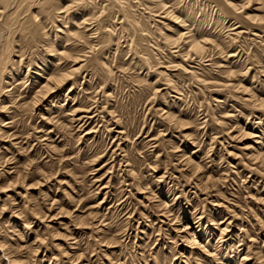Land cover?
Returning <instances> with one entry per match:
<instances>
[{
  "label": "rangeland",
  "instance_id": "374dc122",
  "mask_svg": "<svg viewBox=\"0 0 264 264\" xmlns=\"http://www.w3.org/2000/svg\"><path fill=\"white\" fill-rule=\"evenodd\" d=\"M165 1L173 14L167 18L163 13L153 12V17L140 13L158 35L163 48L159 55L168 57L177 50L164 38L173 40L190 30L196 38L212 41V57L203 64L186 62L184 55L165 58L167 74L186 88L173 92L172 85L169 94L163 91L154 97L151 84L158 76L161 80L156 87L168 91L165 78L153 72L146 80L149 68L135 60L131 38L120 31L118 21L114 38L120 39L119 47L103 53L107 60L103 61L114 73L108 89L113 98L106 106L111 117L101 113L105 101L94 63L34 110L37 87L58 62L48 50H37L25 40V32L15 31L11 42L18 52L23 48L25 61L21 67L14 66V75L7 79L8 93L1 99L10 111L7 115L0 111V121L10 124L2 128V134H7L0 140V158L11 160L4 172L18 169L24 174L27 166L32 169L29 185L16 191L5 189L15 175L0 176V241L17 260L27 259L29 264H155L157 257H167L164 264H173L176 251L185 249L176 243V228L202 213L217 223L231 221L232 230L242 236L240 250L261 248L264 166L254 161L253 151L254 141H264V108L245 99L252 92L264 100V19L259 20L264 10L256 11L259 5L236 12L230 9L224 22L218 20L215 0ZM188 14L193 27L189 29L188 22L180 28L177 22ZM248 15H258V19ZM72 23L61 27L62 31L70 30ZM46 31L54 39L57 30L49 27ZM19 56L13 60L19 62ZM183 65L190 72L197 68L200 78L207 80L205 87H198L190 74L183 73ZM57 67L79 66L64 60ZM228 69L230 76L223 74ZM28 70L30 78L26 77ZM36 73L43 79L34 80ZM224 84L241 85L250 92L227 89ZM77 108L91 109L94 118L86 126L72 120ZM190 157L200 165L198 173L188 166ZM138 187L143 190L139 192ZM26 218L31 225L23 229ZM240 228L243 233L238 232ZM247 230L253 243L243 239ZM217 239L205 237L214 244Z\"/></svg>",
  "mask_w": 264,
  "mask_h": 264
},
{
  "label": "bare ground",
  "instance_id": "6f19581e",
  "mask_svg": "<svg viewBox=\"0 0 264 264\" xmlns=\"http://www.w3.org/2000/svg\"><path fill=\"white\" fill-rule=\"evenodd\" d=\"M222 2L223 3H220L219 0H215L216 7L218 9V20L222 19L224 22H226V17H224L225 12H231L230 9L235 10L234 12H236L238 10L245 9L248 6L259 5L255 10H264V0H222ZM168 5L169 4L166 3V1L164 2V0H0V111L6 115L9 113L10 110L7 105H5L3 101L1 102L2 97L8 93L6 87L8 82L7 79H11L14 75L12 73L14 66L18 64L21 67L25 61L23 48L19 47L20 50L18 52L16 50L17 48H14L13 43L11 42L14 34L21 31L25 32L24 39L27 41L29 40L31 42L30 44H33L37 50L42 48L45 51L48 50L52 56L55 55V60L58 62V65L56 64V66H54L56 69L58 68L57 66H61V62L64 60L68 62L69 60H72L75 65L79 66L78 68L72 67L67 70H63V67L61 69L58 68L57 70L53 68L48 77L44 79V83H40L41 86L37 87L38 90L32 100L34 110H36L42 102L53 97V95L67 83L76 80V75L81 72L83 68L89 66V63H94L96 69H98L95 76L97 79L99 78L102 91L100 92L105 101V106L102 108L101 113L104 115L106 113L108 117H111V113L106 111V106L113 98V94H108V89L110 88L112 81H114V73L112 68L108 66V63L103 61L106 60L103 53L106 52L107 54L113 50L114 46L119 47L120 39L118 41V39L115 40L114 38L117 30V26L114 25L118 23V21H120V31H122L123 34H127L131 38L130 51L136 52L134 54L136 57L135 60L138 61L139 64L148 66L149 68L147 70V74L144 76L146 80L149 79L153 72H158L159 77L165 78L168 91L165 89L160 90L156 87V84L161 80L157 76L156 82L151 84L153 87L155 86L153 89V96H159L163 91H166L169 94V87L172 85L171 90L173 92L181 93L186 87L185 85L180 87L175 84L176 82H174L171 79V76L167 74L168 68L165 67V58L175 55H184L186 62L190 61L195 63L197 61L199 64H203V61H205L204 59H211L212 56H210L209 53L213 52V48H211L213 45L212 41L196 38L193 31L188 30V33H178L176 39L172 40L170 38H164L167 43L173 45H171L172 49L177 50H175L176 52L169 53L168 57L167 55H159L160 50H163V48L161 44L158 43L160 42L159 38H157L158 35L156 32L151 30L147 21H143V19H141L142 17H140V13L146 12L145 14H149L148 17H153V12L163 13L165 14V18H167L173 15L171 14L172 10H169L172 7H168ZM191 16L192 15L189 16L188 14L185 20H180V17H175L176 21L180 20L177 22L178 26H180V28H185L187 23L190 22V26H188V28L191 29L194 25ZM248 18L251 20H257L258 15H248ZM261 18L264 19L263 17H260V21ZM70 21H73L72 25L74 24V27L72 26L70 30L65 29L62 31L61 27L68 25ZM49 27H51L52 31L57 30V32L55 31L56 34L54 39L50 37V32L46 31ZM191 32L193 34H191ZM59 34H63V36L60 38ZM96 38H98V40L94 41ZM152 42H154L153 45H151ZM68 43H71V45L69 44L65 46V44ZM156 51L157 53H155ZM18 53H20V61L16 62L13 60V57H15ZM232 56L233 54H230V58ZM67 65L69 66V64ZM154 66H158L155 71H153ZM210 67L213 66L210 65ZM160 68H165V71ZM181 69L183 73L190 74L192 80L198 85V87H205L203 84H206L207 80H202V78H200L199 70H196L197 68L190 72L187 65H183V68ZM224 71L225 72L223 74H228L230 76L231 70L228 69ZM30 72L31 71L28 70L26 77H31ZM35 75L36 78L34 80L43 79L42 75L39 73H36ZM202 76H204V74ZM28 80L30 81V79ZM76 85L77 81L73 83V87ZM224 85H226L224 87L227 89L228 87H230L229 89L233 88V90L242 89L243 92H246V94L250 92L249 89L243 88L241 85ZM105 88H107V91L104 92ZM200 91H203V89L201 88ZM247 95L248 98L245 99L246 101L250 102L252 105H259V107L261 106L264 108V100L259 99L257 96L256 97L258 99H256L252 92L251 95L250 93ZM73 113L74 117L72 120L79 124H83V126H86L88 121L94 118L93 116H90V114H92L91 109L83 110L82 108H77L73 111ZM84 113L87 115L82 116ZM166 118L175 121L170 115H167ZM117 119L119 120V118ZM8 124L10 123H7L6 120L0 121V140L4 138L3 134H7V132H3L2 134V128H5ZM177 124L179 125L178 121ZM83 126L81 125L80 128ZM87 134H92V132L90 131ZM259 141L260 140L254 141V144H256L255 149L252 146L254 149L253 153L255 152L253 158L254 161L258 162L261 166H264V141ZM10 163L11 160L6 159V157L0 158V167L3 168L2 172L0 171V176L4 175L9 177L11 175H15L12 177L13 179H10L11 181L8 179L5 189L7 191H16V189L21 186L27 187L29 185L27 182L31 179V174H29V172H31L30 170L32 168L30 169V166H27L25 172H27V170L28 172L24 174L19 172L18 169H13L14 171L12 170L13 172L10 171V173L9 171L4 172L5 168ZM187 164L188 166L190 165L194 167L196 173L200 170V165L197 163L194 164L191 157L187 159ZM206 181V184L210 182L209 179H206ZM37 186H39L38 183L35 187ZM28 189L30 190L35 188H31V186H29ZM142 190L143 189L141 187H138L139 192ZM24 208L25 210H28L26 207ZM204 215L205 213H202L199 215L200 217L196 216L195 218L189 219V221L185 223H180L181 221L179 222L180 225L176 228L177 230L175 232V240L176 243H181L180 245L185 249L182 253L178 250L176 251L173 264H264V240L261 248H256L255 250L252 248V250L251 247H248V251L245 252L244 247L243 250H240L242 248V236L240 237L237 231L232 230L231 221L217 223V220L207 219ZM29 221L31 220L26 218L23 229H27V227L31 225ZM204 224H206L205 227L203 226ZM47 227H45V229ZM242 230L240 228L238 232L243 233L244 230ZM215 231H218V234L215 233ZM216 236L218 237L217 242L215 243L216 245L212 242L205 241V237H212L215 239ZM246 238L249 243H253L254 239H252V237L248 234V230L243 239L245 240ZM37 241L38 239L35 242ZM42 241L45 240L42 239L40 242ZM255 242L257 241L255 240ZM167 259V257L163 259L157 257L156 262L154 263L164 264ZM0 260L3 261V264H29L27 259L26 261H20L13 257L12 252L6 247L3 241H0ZM147 263L148 262L145 264Z\"/></svg>",
  "mask_w": 264,
  "mask_h": 264
}]
</instances>
